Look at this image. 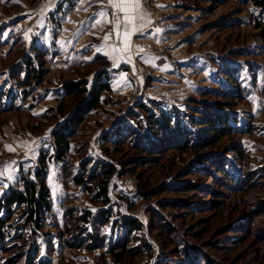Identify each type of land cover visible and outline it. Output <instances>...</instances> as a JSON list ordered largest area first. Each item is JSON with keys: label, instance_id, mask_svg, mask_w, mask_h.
<instances>
[{"label": "rangeland", "instance_id": "374dc122", "mask_svg": "<svg viewBox=\"0 0 264 264\" xmlns=\"http://www.w3.org/2000/svg\"><path fill=\"white\" fill-rule=\"evenodd\" d=\"M70 2L0 0V197L9 188H18L21 177L35 179L44 156L51 202L42 228L35 233L24 227L25 217L19 211L13 214L4 227L5 244L0 242V264L11 259L13 264H27L32 249L27 241L40 248L36 264H114L101 248L65 251L59 240L57 226L64 223L66 201L79 213H96L101 205L82 185L74 184L69 171L77 176L96 161L116 168L105 206L113 210L103 227L107 243L117 237L118 227L113 225L120 217L130 216L141 225L130 242L139 253L121 264H186L187 246L199 248L216 264H264V16L260 8L240 0H138V7L134 2L127 7L133 18L128 23L125 13L109 7V0H75L71 7ZM101 11L108 16L95 15ZM113 15L120 16V33L132 31L128 41L132 59L123 56L119 63L105 56L97 65L89 64L95 56L83 57L81 52L103 47L105 35H110L107 41L113 52L106 50L110 54L120 43L113 31ZM135 22L142 28L133 29ZM40 50L43 55L38 58ZM28 57L35 65L39 59L44 65L40 84L25 86L20 80ZM139 67L145 73L140 92L130 77ZM103 68L111 75L109 101L88 113L72 134L64 159L55 161L52 131L62 120L58 104L61 101L72 111L78 102L65 93L64 82L87 71L92 79ZM10 94L21 108L4 113ZM137 99L157 112L191 113L208 103L229 113L232 126L239 129L212 151L224 154L229 167L242 175L238 184L232 183L235 188L212 186L210 167L198 166L197 155L189 149L157 150L156 157L148 158L125 139L105 141L111 127L123 126L120 118ZM144 186L149 194H156L143 197ZM177 200L190 208H177L173 203ZM151 209L161 214L159 223L171 227L173 242L161 236ZM232 231L238 234L237 241L226 238Z\"/></svg>", "mask_w": 264, "mask_h": 264}, {"label": "trees", "instance_id": "16d2710c", "mask_svg": "<svg viewBox=\"0 0 264 264\" xmlns=\"http://www.w3.org/2000/svg\"><path fill=\"white\" fill-rule=\"evenodd\" d=\"M70 1L69 4L71 7V4L75 0ZM240 2H251L260 8L264 16V0H240ZM40 52L37 55L38 58H41V55H43L42 50ZM43 53L45 54V51ZM104 57L102 55H96L94 57L96 59L89 64H94V62L96 64L99 59H103ZM41 62L39 59L37 65H35L31 57L23 61L24 69L21 71L24 76L20 79L23 85L42 83L46 70ZM90 73L87 71L81 75L82 77H73L63 84L65 93L78 98V102L72 111H67L68 107L63 102L60 101L58 104L57 112L62 120L52 131V146L55 161H62L64 159V156L71 147L70 139L72 134L78 129L79 125L85 122L88 113L100 108L103 103L109 101L107 93L112 90L110 73L103 68L95 72L92 79H88ZM227 76H229L230 82L237 83L236 79L231 77V72L227 71ZM26 94L27 91L23 89V95L25 96ZM20 108V103L10 94L8 103L4 107V113L12 112ZM230 119V114L218 109L215 104L207 103L202 108H193L191 109V113H170L162 109L158 110V112L157 110L153 111L142 99H137L132 108L125 113V116L120 118V124L123 126H118L117 124L111 127L105 133L104 140L115 143L125 139L131 143L132 148L136 147L137 150H142L148 154V158L156 157L157 152L162 150L183 151L189 149L197 155L198 166L210 167L209 174L213 177L212 186L227 188L231 191L232 188H235L232 183L235 185L236 183L238 184L243 177L239 172L235 174L236 170L233 171L229 167V163L224 154L217 155L215 153L216 151H212L216 149V146L220 144L225 136L237 133L236 130L239 128L232 126ZM126 124L127 127L124 130ZM234 150H237V148ZM104 151L108 155L111 154L112 159H114L112 150L105 147ZM39 163L41 169L35 173V179L21 177L18 181V188H9L0 197V242L2 244H5L4 238L6 232L4 227L16 211H19V214L25 217L24 227H32L31 232L34 233L42 228V224L50 212L51 202L49 200V190L45 183L46 161L44 156H41ZM95 163L96 165L92 169L86 171L85 168L77 176L72 177V171L69 170L70 179L73 180L75 185H82L85 188V192L93 194L91 199L101 205H98L96 213H92L91 211L79 213L76 207L68 203L70 201H66L67 203L65 202L63 205L64 223L61 226H57L59 240L65 251L70 249L80 250L81 248L92 251L95 248H101L102 254H109L114 264H121V262L128 261V259L135 257L139 253L131 247L130 242L132 241L131 234L139 230L141 225L136 219L130 216L120 217L114 221L113 225V228L118 227V235L114 241L107 243V237L103 227L110 221L113 210L105 206L109 204L110 200L109 180L116 172V168L114 165L103 161H96ZM195 170L196 174L200 173L198 169ZM86 172L87 176L85 175ZM212 186L209 188L210 190H213ZM144 188L146 189H141V195L143 197H152L156 194V192L149 194L147 191L148 187L144 186ZM145 190L147 192H144ZM214 202H218V200L214 199ZM173 203L174 206L180 209L190 208V205H186L185 201L177 200L173 201ZM150 213L153 219L157 220L158 225L156 226L161 230V236L166 241L173 242L174 237H172L169 231L172 230L171 227L164 225L162 222H158L159 219L161 220V214L155 209H151ZM234 232L236 231H232V235L226 237L229 241H237L239 239L238 234ZM18 238H23V241L29 240L26 235H20ZM181 242V245H184L182 240ZM27 243L32 248L29 255L31 257L28 258L27 264H36L40 248L35 244V241L31 244L28 241ZM183 247L185 248L186 245ZM185 249L186 264H202L201 260H204L206 264H216L214 260H209L195 246H187ZM65 254L67 253L65 252ZM13 263L14 260L11 259L7 260L5 264Z\"/></svg>", "mask_w": 264, "mask_h": 264}, {"label": "snow or ice", "instance_id": "6c2138e0", "mask_svg": "<svg viewBox=\"0 0 264 264\" xmlns=\"http://www.w3.org/2000/svg\"><path fill=\"white\" fill-rule=\"evenodd\" d=\"M135 2V6L138 7V0H109V7H114L118 13L123 12L125 13L124 20L128 23H131L132 17L127 15V7L129 4ZM95 15L100 16L102 18H105L108 16V12L106 11H101L99 13H96ZM101 21L96 20V23L99 24ZM113 23L114 28L113 31L117 33L118 37H122V43L125 46V49L128 47V40L130 39V36L132 35V31H126L123 34L118 31L121 20L119 15H113V19L111 21ZM105 41L110 39V35H105L104 37ZM10 151L12 150L10 146H6Z\"/></svg>", "mask_w": 264, "mask_h": 264}, {"label": "crops", "instance_id": "0c3cea01", "mask_svg": "<svg viewBox=\"0 0 264 264\" xmlns=\"http://www.w3.org/2000/svg\"><path fill=\"white\" fill-rule=\"evenodd\" d=\"M131 4H129V5H131ZM133 5H135V2L133 3ZM91 18H95L94 15ZM137 28L141 29L142 27H140L139 23L135 22L133 24V29H137ZM118 31L120 32V29H118ZM122 31L124 33V32L129 31V30L122 29ZM120 38H121V40L119 41L120 43H118V45L115 44V46H114L115 47V53L110 54L109 51H106V50H110L111 52H113V49H111V47H110L111 45H110L109 41H106L105 44H103V42H101V44H103V47H100L99 45H97V46H94L93 50H90V49L87 50L88 53H86L85 52L86 50H85V51L81 52V54L83 55V57H89V58H92L96 55L109 56L108 59L110 62H113V60L117 59V61L119 60L118 61L119 63L121 61V57L126 56L129 58V61H131L132 58L130 57L131 56L130 50L133 51V49L130 47V45H128V47L125 49V46L122 43V37H120ZM108 66H110V69H111L114 65L112 67H111V65H108ZM106 70L108 71L107 68H106ZM112 84H114V83H112Z\"/></svg>", "mask_w": 264, "mask_h": 264}, {"label": "built area", "instance_id": "2783aa9c", "mask_svg": "<svg viewBox=\"0 0 264 264\" xmlns=\"http://www.w3.org/2000/svg\"><path fill=\"white\" fill-rule=\"evenodd\" d=\"M141 67H139V69H135V74L133 76L130 75L131 79L133 80L134 82V85H135V88L137 89V91H141L144 87V77H145V73H141V70L140 69Z\"/></svg>", "mask_w": 264, "mask_h": 264}]
</instances>
